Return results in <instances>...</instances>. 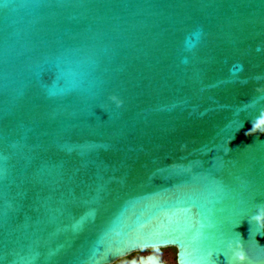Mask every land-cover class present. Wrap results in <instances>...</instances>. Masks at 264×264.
I'll list each match as a JSON object with an SVG mask.
<instances>
[{"label":"water","instance_id":"obj_1","mask_svg":"<svg viewBox=\"0 0 264 264\" xmlns=\"http://www.w3.org/2000/svg\"><path fill=\"white\" fill-rule=\"evenodd\" d=\"M254 204L264 0H0V264H264Z\"/></svg>","mask_w":264,"mask_h":264},{"label":"flooded vegetation","instance_id":"obj_2","mask_svg":"<svg viewBox=\"0 0 264 264\" xmlns=\"http://www.w3.org/2000/svg\"><path fill=\"white\" fill-rule=\"evenodd\" d=\"M161 249H171L173 251V261H174V264H176V262H175V249L174 248H161ZM155 250H157V249H155ZM155 250H153V251H138V252L132 253L126 257L120 258V259L116 260L115 262H113L112 264H130V260L132 258H134V257L138 258L140 255H143V254L149 253V252L156 254L160 260L164 261L166 264H169L165 260V258L162 255L155 252Z\"/></svg>","mask_w":264,"mask_h":264},{"label":"rangeland","instance_id":"obj_3","mask_svg":"<svg viewBox=\"0 0 264 264\" xmlns=\"http://www.w3.org/2000/svg\"><path fill=\"white\" fill-rule=\"evenodd\" d=\"M155 252L162 255L169 264H174L173 251L171 249H157Z\"/></svg>","mask_w":264,"mask_h":264},{"label":"snow or ice","instance_id":"obj_4","mask_svg":"<svg viewBox=\"0 0 264 264\" xmlns=\"http://www.w3.org/2000/svg\"><path fill=\"white\" fill-rule=\"evenodd\" d=\"M251 211H252L253 215H256L259 212L264 211V206H261V205H258V204H254Z\"/></svg>","mask_w":264,"mask_h":264}]
</instances>
